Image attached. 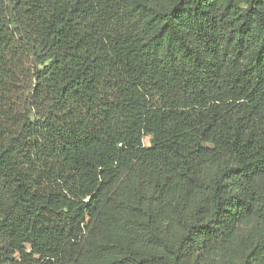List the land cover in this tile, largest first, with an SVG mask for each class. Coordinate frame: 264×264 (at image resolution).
<instances>
[{
    "label": "trees",
    "instance_id": "obj_1",
    "mask_svg": "<svg viewBox=\"0 0 264 264\" xmlns=\"http://www.w3.org/2000/svg\"><path fill=\"white\" fill-rule=\"evenodd\" d=\"M0 264H264V0H0Z\"/></svg>",
    "mask_w": 264,
    "mask_h": 264
},
{
    "label": "rangeland",
    "instance_id": "obj_2",
    "mask_svg": "<svg viewBox=\"0 0 264 264\" xmlns=\"http://www.w3.org/2000/svg\"><path fill=\"white\" fill-rule=\"evenodd\" d=\"M144 145H148L149 144V136H146L143 140Z\"/></svg>",
    "mask_w": 264,
    "mask_h": 264
}]
</instances>
